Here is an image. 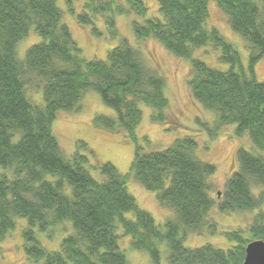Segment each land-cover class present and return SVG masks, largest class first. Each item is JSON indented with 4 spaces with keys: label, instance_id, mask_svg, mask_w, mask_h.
Returning a JSON list of instances; mask_svg holds the SVG:
<instances>
[{
    "label": "trees",
    "instance_id": "obj_1",
    "mask_svg": "<svg viewBox=\"0 0 264 264\" xmlns=\"http://www.w3.org/2000/svg\"><path fill=\"white\" fill-rule=\"evenodd\" d=\"M209 1L158 0L157 17L147 16L143 0H83L76 14L72 0H66L69 12L78 23L91 25L94 35H102L94 23L102 16L108 35L118 38L105 58L86 59L62 22L63 11L55 0H0V166L10 172H0V240L14 228L17 217L24 218V252L42 264H129L118 244L122 235L130 237L132 248L147 251L151 264H160L161 241L167 244L168 264H243L247 242L264 240V214L259 210L248 225L249 237L241 229L224 231L233 243L228 248L211 243L184 245L189 232L201 233L209 224L208 213L214 205L220 212H231L264 203V154L238 147L237 169L214 198L210 176L215 165L196 156L193 135L177 137L163 149L145 151L136 134L142 115L139 102L151 108L152 121H165L166 82L145 63L140 50L119 35L116 14L143 17L131 21L136 39L153 37L169 52L189 59L191 95L215 114L211 123L196 118L208 138L217 137L223 126L235 124L236 136L247 134L264 152V82L254 72L264 56V0H213L231 29L247 42L246 67L233 44L216 27L205 26ZM32 26L42 40L31 44L20 59L16 44ZM207 44L220 50L217 59L230 64L227 70L193 56L196 48ZM28 85L41 87L42 106L29 99ZM88 90L98 93L115 112V117L95 114L93 124L123 131L135 145L125 173L110 161L90 165L80 149H86L83 141L65 156L52 133L56 112L79 110ZM130 179L155 191L157 203L171 209L163 229L128 192ZM252 186L260 187L257 195ZM64 221L71 223L73 232L62 237L58 250H47L36 230L52 235L51 229Z\"/></svg>",
    "mask_w": 264,
    "mask_h": 264
},
{
    "label": "rangeland",
    "instance_id": "obj_2",
    "mask_svg": "<svg viewBox=\"0 0 264 264\" xmlns=\"http://www.w3.org/2000/svg\"><path fill=\"white\" fill-rule=\"evenodd\" d=\"M118 1L123 2V0ZM143 1L148 8L147 16H160L158 0ZM55 2L62 9V22L69 27L73 39L81 49V54L86 59L105 58L107 50L117 44L118 38H111L108 35L103 17L97 16L94 21L95 26L102 33L97 36L91 32V25L80 24L76 20L75 14L82 9L83 0H72L75 14L69 12L66 0H55ZM132 20L142 21L143 17L134 13L115 15L119 35L126 37L133 47L138 48L145 63L164 77L166 82L164 93L168 98L164 122L152 121L150 118L151 108L142 102L138 103L142 112L141 120L136 127L138 140L144 150L149 151L163 149L177 137L186 134L193 135L197 141L194 150L196 156L215 165V172L210 176L211 195L218 198L223 190L225 179L237 169V148L241 146L262 154L264 152L252 144L247 134L241 137L236 136L234 134L235 124L223 126L217 137L208 138L207 132L197 123L196 118L202 122L211 123L215 114L213 111L205 109L191 95L187 84V79L190 77L189 59L178 57L169 52L153 37L136 39L131 27ZM205 26L207 28L216 27L239 52L241 63L246 67L247 42L231 29L225 14L213 0L208 2V18ZM40 40L42 39L34 31V27H30L28 35L16 44L17 57L23 59L25 50ZM219 53L218 48L215 49L211 44H207L196 48L193 56L202 59L212 67L227 70L230 64L220 62L217 59ZM254 72L255 77L264 82V56L255 64ZM26 90L29 99L34 104L43 105L41 87L38 89L35 85H28ZM95 114L115 117L114 110L102 103L98 93L88 90L81 100L79 110H58L56 112L51 122L52 133L65 156H69L76 149L78 141H83L86 143V149L83 147L80 149L87 154L90 165L110 161L119 172L125 173L133 158L134 143L125 136L123 131L113 132L95 126L92 122ZM143 137H146L148 142ZM0 172L10 173L1 166ZM90 172L94 177L101 179L96 170L90 168ZM126 188L135 197L137 204L150 212L155 222L163 229V223L168 216L172 215V211L157 203L155 191L144 188L134 179L127 182ZM259 190L260 187L252 186V192L255 195ZM218 191H220L219 196ZM259 210L264 214V203L259 208L231 212H220L214 205L208 213L209 224L204 227L201 233L189 232L184 239V245L195 247L211 243L216 247L228 248L233 243L224 236V231L241 229L243 235L249 237L248 225ZM131 215V213H127V216ZM25 225L26 220L17 217L14 228L0 240V264H42V260L30 259L24 252L21 230ZM50 232L52 235L48 231L36 230V237L47 250H58L62 237L73 232V228L69 221H64L54 226ZM118 233H122L121 228H118ZM118 244L129 264H151L147 251L134 249L130 246L129 236H120ZM158 249L160 264H168L166 241L159 242Z\"/></svg>",
    "mask_w": 264,
    "mask_h": 264
},
{
    "label": "water",
    "instance_id": "obj_3",
    "mask_svg": "<svg viewBox=\"0 0 264 264\" xmlns=\"http://www.w3.org/2000/svg\"><path fill=\"white\" fill-rule=\"evenodd\" d=\"M220 194V191L217 192ZM243 264H264V240L254 238L247 242Z\"/></svg>",
    "mask_w": 264,
    "mask_h": 264
}]
</instances>
